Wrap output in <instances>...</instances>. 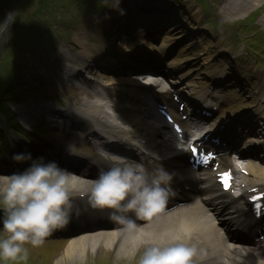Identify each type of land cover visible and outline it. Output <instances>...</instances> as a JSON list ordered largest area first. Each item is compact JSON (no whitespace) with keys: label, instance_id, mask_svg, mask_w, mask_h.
<instances>
[{"label":"clouds","instance_id":"clouds-1","mask_svg":"<svg viewBox=\"0 0 264 264\" xmlns=\"http://www.w3.org/2000/svg\"><path fill=\"white\" fill-rule=\"evenodd\" d=\"M105 3L124 15L120 0ZM10 17L14 16L9 14L5 22ZM6 29L0 36L5 38ZM67 151L69 155L79 154L74 143L67 145ZM100 159L108 167L94 161L98 175L88 180L84 189L80 187V177L54 160L34 159L31 153L12 157L15 163L27 166L11 174H0V264H26L29 246L38 248L53 232L65 228L79 198L86 197L92 210L107 212L110 220L123 225L121 231L135 232L136 220L151 221L163 214L169 200L177 195L172 186L175 173L162 163L149 168L141 161L107 152ZM144 235L146 238L141 239L129 257H135L136 251L142 249L137 264H207L206 250L190 235L170 239Z\"/></svg>","mask_w":264,"mask_h":264},{"label":"bare ground","instance_id":"bare-ground-1","mask_svg":"<svg viewBox=\"0 0 264 264\" xmlns=\"http://www.w3.org/2000/svg\"><path fill=\"white\" fill-rule=\"evenodd\" d=\"M254 1L256 0H228L230 7H231V11H238V13L243 12L245 9H247L248 11L253 3L254 5L252 7H254L256 5ZM231 11H229L230 15L232 14ZM155 31L158 32L157 30ZM160 42L161 44L159 45V47H162L164 41L162 40ZM93 53H96V52H93ZM112 78H115V77L112 75L105 76L104 83L105 85L110 86L111 90L116 91L117 88L114 85L115 80ZM117 109H119L122 115H124L125 113L126 114L130 113L129 108L123 102L120 106L117 107ZM126 120L130 125V124L135 123L138 120V117L130 116ZM149 125H150L149 123L143 122L140 127L135 128L132 131L142 130L144 133H147L148 136H150L152 140H156V135H159V133L158 131H156L155 128ZM256 173H257L258 178L262 179L264 177V166L262 168H258ZM80 187L82 188L87 187V182L81 179ZM186 224L189 225V223H186ZM193 226L195 227L197 226V224L194 223ZM145 233H149L152 235L151 230L149 228H140L138 230L139 236L137 238H141V239L144 238ZM168 235H169V232H164L162 236L165 238ZM111 237H112V234L108 235L104 244H102L106 250L113 249L112 241L114 240ZM98 239H99V236L92 237V243L89 248L84 246L85 245L84 238H78L76 240L70 241L67 244V246H65L66 248L64 250V253L62 257H60V259L56 262V264H69V263L74 264L76 261L82 264V260L84 259V256L86 255V252L88 250L95 252L99 248ZM223 247L224 249L221 253H219L220 254L219 256L218 255L216 256L214 253H209L207 254L206 259H209L208 261H210L209 257L215 256L216 263H212L210 261L212 264H264V251L258 252L255 250H249V249H245L242 247L238 248V247H233V246L226 247V245H223ZM121 251H122L121 249L114 250L115 255L122 256L123 254H127V252L121 253ZM75 253L76 255L74 256ZM226 257L228 258L230 257L229 262L226 260Z\"/></svg>","mask_w":264,"mask_h":264},{"label":"rangeland","instance_id":"rangeland-1","mask_svg":"<svg viewBox=\"0 0 264 264\" xmlns=\"http://www.w3.org/2000/svg\"><path fill=\"white\" fill-rule=\"evenodd\" d=\"M219 1V0H217ZM221 1V0H220ZM256 3V5L254 7H252L254 5V3L251 5V9L249 8V10L247 11V9H245L242 13H238L236 15H229V16H226L225 14L221 13L220 17H221V21L226 25V26H229V27H234V25H239V23L246 18V16H248L250 13L252 14L253 12H255V10H257L258 8L260 7H264V0H256L254 1ZM222 4V3H221ZM248 5V4H247ZM4 7V2L3 0H0V8ZM226 10V9H225ZM264 18V14L259 18V20L263 19ZM18 22H20V19L18 18L17 19ZM16 21V23H17ZM48 26L49 25H46L45 26V29L41 30V27H38L37 26H34L32 25L28 31V35L29 37L32 38V41H35L36 39H38V44H39V49L42 50L43 48V44H44V39L46 38V31L48 30ZM240 39H238V41L235 43L232 44L231 47H236L238 46V43L240 45L241 42H239ZM142 43H134V47L137 46V45H140ZM133 45L131 44V46L133 47ZM240 47V46H239ZM1 55V53H0ZM12 57H16V58H21L22 56L18 54V56L16 54H13ZM34 59V58H33ZM29 60V58H28ZM30 61V60H29ZM30 63V62H29ZM44 255L46 256L47 254L44 253ZM57 257H53L51 258V264H56V261H57ZM32 262V261H31ZM84 263V262H83ZM36 264V263H35ZM87 264V263H86Z\"/></svg>","mask_w":264,"mask_h":264},{"label":"snow or ice","instance_id":"snow-or-ice-1","mask_svg":"<svg viewBox=\"0 0 264 264\" xmlns=\"http://www.w3.org/2000/svg\"><path fill=\"white\" fill-rule=\"evenodd\" d=\"M192 152H193V153L196 152V149H195L194 147L192 148ZM205 162H207V160H205ZM225 175H227V174H225ZM225 183H226V181H225Z\"/></svg>","mask_w":264,"mask_h":264}]
</instances>
